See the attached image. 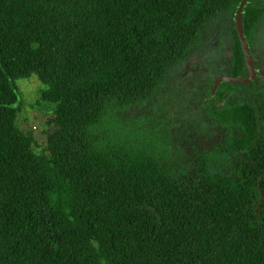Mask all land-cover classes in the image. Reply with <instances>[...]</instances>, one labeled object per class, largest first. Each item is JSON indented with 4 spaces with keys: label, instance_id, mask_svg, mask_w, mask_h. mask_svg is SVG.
Listing matches in <instances>:
<instances>
[{
    "label": "trees",
    "instance_id": "16d2710c",
    "mask_svg": "<svg viewBox=\"0 0 264 264\" xmlns=\"http://www.w3.org/2000/svg\"><path fill=\"white\" fill-rule=\"evenodd\" d=\"M241 1L0 0V264H264V163L240 154L256 119L194 161L146 113L215 30L246 75ZM263 22L250 0V43ZM32 77L55 105L40 153L17 126Z\"/></svg>",
    "mask_w": 264,
    "mask_h": 264
},
{
    "label": "flooded vegetation",
    "instance_id": "af4514ba",
    "mask_svg": "<svg viewBox=\"0 0 264 264\" xmlns=\"http://www.w3.org/2000/svg\"><path fill=\"white\" fill-rule=\"evenodd\" d=\"M260 31L261 26L255 41H248L257 72L249 83L223 81L214 93V85L220 78L249 77L245 56L246 75L229 74L237 46L230 42L226 29L221 28L214 34L211 32L207 42L192 49L181 74L174 80V89L166 91L160 103L148 105V120L161 123L162 130L171 133L173 144L184 156L188 155V160L202 161L221 153L229 154L233 137H242L235 118L238 114H247L243 125L249 127L250 121L256 119L258 135L253 144L255 150L248 148L240 154L264 163V47L261 41L264 32ZM155 106L158 110H153Z\"/></svg>",
    "mask_w": 264,
    "mask_h": 264
},
{
    "label": "rangeland",
    "instance_id": "374dc122",
    "mask_svg": "<svg viewBox=\"0 0 264 264\" xmlns=\"http://www.w3.org/2000/svg\"><path fill=\"white\" fill-rule=\"evenodd\" d=\"M261 32H264V23L262 24L261 31L259 33ZM261 41H263L262 45L264 47V33H262ZM17 86L21 94L22 102L17 126L23 132L34 138L36 141L35 149L37 153H40L45 148L47 143V136L45 135V131L47 129L46 122L53 115L55 105H52L42 99L43 92L46 87L38 80L37 77L21 79L18 81ZM153 110L158 109L155 106Z\"/></svg>",
    "mask_w": 264,
    "mask_h": 264
},
{
    "label": "water",
    "instance_id": "95a60500",
    "mask_svg": "<svg viewBox=\"0 0 264 264\" xmlns=\"http://www.w3.org/2000/svg\"><path fill=\"white\" fill-rule=\"evenodd\" d=\"M249 2H250V0H242L240 2V5H239L237 11H236V14H235V29H236V32L238 34V37H239V40L241 43V47H242V50H243V53L245 56V62H246L247 70L249 72V77L248 78H241V77H223V78H220L216 81V83L214 85V88H213L214 93L223 81L236 83V84H247L251 80H253L257 74V72L254 68V61H253V58H252V55L250 52L248 40H247L246 35H245V26L243 23L244 12H245L246 6L248 5Z\"/></svg>",
    "mask_w": 264,
    "mask_h": 264
}]
</instances>
